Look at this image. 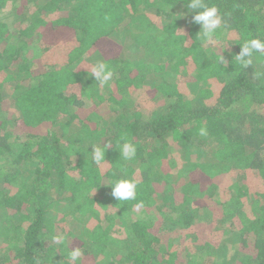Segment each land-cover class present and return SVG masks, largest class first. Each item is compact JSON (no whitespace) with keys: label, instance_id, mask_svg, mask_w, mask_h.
<instances>
[{"label":"trees","instance_id":"1","mask_svg":"<svg viewBox=\"0 0 264 264\" xmlns=\"http://www.w3.org/2000/svg\"><path fill=\"white\" fill-rule=\"evenodd\" d=\"M189 2L0 0V264H264V0Z\"/></svg>","mask_w":264,"mask_h":264},{"label":"clouds","instance_id":"2","mask_svg":"<svg viewBox=\"0 0 264 264\" xmlns=\"http://www.w3.org/2000/svg\"><path fill=\"white\" fill-rule=\"evenodd\" d=\"M187 8L191 11H195L192 16V23L200 26V31L202 36L209 41H212L216 30L222 25V17L218 14V9L216 6H208L203 2V0H190L187 4ZM184 15V13H181ZM224 48L221 50L223 51ZM254 53H260L264 55V40L260 38L246 39L243 44H240V51L235 55L236 61H238L242 66L246 67L252 64V57ZM219 61L221 63L225 62V58L220 55ZM91 76L100 83V85H105L113 78V72L108 68L107 64L104 62L96 63L91 68ZM200 135H207V130L205 128L200 129ZM111 145L105 142L103 146L97 145L91 147L92 159L95 163L99 164L105 161L106 150ZM120 154L124 159L129 160L135 157L136 147L130 142H125L121 146ZM111 185V195L114 199L118 201H128L135 200L137 196V181L130 179H119ZM137 209L143 207L142 202L136 205ZM66 237L63 235L55 237L57 243L64 244L66 242ZM83 255L82 249L80 247H75L69 250L68 259L76 264L80 261Z\"/></svg>","mask_w":264,"mask_h":264},{"label":"rangeland","instance_id":"3","mask_svg":"<svg viewBox=\"0 0 264 264\" xmlns=\"http://www.w3.org/2000/svg\"><path fill=\"white\" fill-rule=\"evenodd\" d=\"M156 79H157L156 76L151 75V76L147 79L146 85H148V86L152 85L153 83H155ZM7 88H8V90H9V87H8V86H7ZM142 112H143L144 117H147V116L149 115V112H150V111H148V109H146V108H143V109H142Z\"/></svg>","mask_w":264,"mask_h":264}]
</instances>
